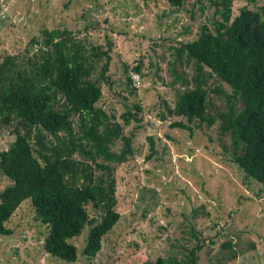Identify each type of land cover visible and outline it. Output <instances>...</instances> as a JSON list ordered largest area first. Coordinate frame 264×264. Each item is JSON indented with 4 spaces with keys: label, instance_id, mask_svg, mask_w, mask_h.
Listing matches in <instances>:
<instances>
[{
    "label": "trees",
    "instance_id": "16d2710c",
    "mask_svg": "<svg viewBox=\"0 0 264 264\" xmlns=\"http://www.w3.org/2000/svg\"><path fill=\"white\" fill-rule=\"evenodd\" d=\"M188 1L155 0L175 10ZM195 6L201 13L207 8L213 12L193 41L175 39L168 46L172 80L163 84L174 98L161 101L159 119H176L170 128L190 132L217 123L219 136L228 141L229 161L246 182L264 190V4L242 6L235 15L232 0H195ZM96 26L92 22L76 32L67 26L42 29L23 48L0 54V132L13 139L0 151V176L8 181L0 191V236L13 233L7 223L28 202L48 228L44 251L67 263L79 253L73 239L83 235L81 255L92 258L120 220L114 173L134 157L131 137L123 129L139 121L142 110L133 104L120 115V124L99 106L103 88L111 89L113 43L99 45L92 31ZM164 43L165 38H158L152 45ZM130 73L142 79L140 63L123 68L125 89L134 96L140 86H132ZM222 84L231 91L226 108L210 116L209 93L223 94ZM149 141L148 160L156 156ZM187 224L193 246L182 244L171 256L142 264H198L205 244H217L218 235L206 240L193 223ZM223 235L226 240L212 263L241 254L229 234Z\"/></svg>",
    "mask_w": 264,
    "mask_h": 264
},
{
    "label": "rangeland",
    "instance_id": "374dc122",
    "mask_svg": "<svg viewBox=\"0 0 264 264\" xmlns=\"http://www.w3.org/2000/svg\"><path fill=\"white\" fill-rule=\"evenodd\" d=\"M193 2L189 0L175 10L155 0H0V54L23 48L28 37L42 29L67 26L76 32L94 22L93 37L98 44L113 43L108 73L111 89L103 88L99 106L112 112L120 124V115L127 108L133 104L142 108L139 121L132 120L123 129L131 137L135 153L133 159L115 169L120 220L103 238L97 255H81V235L72 240L79 251L75 262L51 257L43 248L48 228L24 202L7 223L13 233L0 236V264H142L167 258L182 244L193 246L189 222L197 232L207 235L206 240L218 235L217 244H205L198 264H216L212 261L218 245L226 240L223 233L229 234L241 254L222 264H264V190L255 182H246L229 161L228 141L219 136L217 123L200 125L190 132L170 128L176 119H159L161 101L174 98V92L163 84L172 80L167 71L171 57L168 46L175 39L193 41L213 12L207 8L201 13L197 6L192 8ZM260 3L264 1L232 0L233 14L242 6ZM158 38H165V43L154 47L152 43ZM138 63L142 84L131 96L125 89L123 68ZM221 88L223 94L209 93L210 116L226 108V95L231 91L223 84ZM2 132L0 151L13 140ZM149 139L156 151L150 160L146 159L151 153ZM120 146L118 142L117 150ZM7 184L0 176V191ZM251 244L254 248L248 249Z\"/></svg>",
    "mask_w": 264,
    "mask_h": 264
},
{
    "label": "built area",
    "instance_id": "2783aa9c",
    "mask_svg": "<svg viewBox=\"0 0 264 264\" xmlns=\"http://www.w3.org/2000/svg\"><path fill=\"white\" fill-rule=\"evenodd\" d=\"M130 78L132 81V86L135 88H139L140 84H141V76L137 73H130Z\"/></svg>",
    "mask_w": 264,
    "mask_h": 264
}]
</instances>
